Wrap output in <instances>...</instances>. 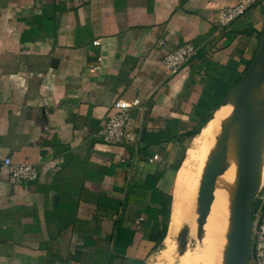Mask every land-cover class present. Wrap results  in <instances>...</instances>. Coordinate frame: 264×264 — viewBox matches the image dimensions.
<instances>
[{
  "label": "crops",
  "instance_id": "crops-1",
  "mask_svg": "<svg viewBox=\"0 0 264 264\" xmlns=\"http://www.w3.org/2000/svg\"><path fill=\"white\" fill-rule=\"evenodd\" d=\"M236 5L0 0V159L40 168L36 181L21 185L0 174V264H149L163 245L160 259L181 264L184 223L199 261L200 196L209 169L222 165L217 147L233 114L221 127L214 121L264 48V1L219 30L218 9ZM188 43L196 57L171 76L163 59ZM120 100L141 105L131 141L109 145L98 133ZM215 195L202 264H216L220 190ZM255 204L264 210V196ZM236 225L225 223L226 237L215 230L217 264L231 259Z\"/></svg>",
  "mask_w": 264,
  "mask_h": 264
},
{
  "label": "rangeland",
  "instance_id": "rangeland-1",
  "mask_svg": "<svg viewBox=\"0 0 264 264\" xmlns=\"http://www.w3.org/2000/svg\"><path fill=\"white\" fill-rule=\"evenodd\" d=\"M264 53V48L261 50L260 55ZM253 73H254V81H253V85L252 87L249 89L247 95L245 96V98L243 99L242 102H239L237 105H235L232 108V117L227 121L226 123V127L224 128V131L227 130L223 136V138L220 140V143L218 145V150H217V157H218V161L219 163H221L219 166V164L215 167H217V170L219 171V175H218V179H217V184H216V190L217 192H219L220 190V200L218 202V205L216 207V209L213 212V252L215 253V257L216 258V264H217V259L219 257V253H218V241L216 242L215 240V229L218 226L219 222H223V207H222V202L225 198L230 197L231 195L236 194L235 190H237L240 186H243V183L235 185L234 187V183L238 182V179L240 180V178H242V174H243V170L246 169L248 171H250V175L251 176L249 178V180L251 181H255L257 184L262 183L264 184V179H257V177L259 176V172H263V178H264V157L263 153H264V148L262 149V147H264V65L261 69L255 70L252 69ZM258 74H257V73ZM262 72V73H261ZM261 97V98H260ZM248 107H254L257 108L258 111L257 113H255L254 115H250L248 117L244 116V110ZM228 119V118H227ZM226 119V120H227ZM238 119L241 122L240 125H238ZM226 120H224L223 122H221V126L223 125L224 122H226ZM250 122V125H252L251 128H248L247 132H243L244 131V126H243V122ZM229 124H235L236 126L234 127V129H230L227 128V126ZM220 126V127H221ZM238 130V131H237ZM232 133L233 135H235L234 137H236V140L239 141H245L244 143L241 144H232V142L229 143H224L223 145H220L222 143V141H225L228 139V134ZM252 132V133H251ZM254 137L252 138L251 135ZM251 137V138H250ZM248 140V141H246ZM250 140V142H249ZM263 140V141H262ZM241 146V148H240ZM261 146V148H260ZM259 149H262L259 150ZM231 152V158L227 159L225 153ZM260 153V154H259ZM228 154V153H227ZM263 158V159H262ZM258 159V160H257ZM261 161V162H260ZM218 163V162H217ZM262 163V164H260ZM250 166H257L258 169L256 171L251 170L249 167ZM241 171V172H240ZM241 173V176H240ZM248 176V177H249ZM259 181V182H258ZM232 183V184H230ZM258 184V185H259ZM182 186L184 189H182L183 191L187 192L189 186L186 183H182ZM219 188V189H218ZM236 188V189H235ZM259 188V186H258ZM184 192V195L186 194ZM234 192V194H233ZM258 192V190H257ZM242 195V193L236 197H240ZM235 196V195H234ZM264 196V188L261 190V192L258 194V196L256 197V201H258V199L260 197ZM217 199V195H215L213 197V200L215 201ZM216 202V201H215ZM200 207L198 208V218L196 219V223L194 224L196 226L195 230H199L201 229L202 224L204 223L203 218H202V205H199ZM211 211L209 213V215L211 216L210 219H212V215H211ZM222 220H219V219ZM208 221L207 218L205 219V226H204V230H203V239H202V244L198 246V250H199V254H198V259L199 261H193L192 258L194 256V243L196 242L194 240V237H192V227L189 226V224L184 223L181 226V232L180 235L177 238V245H178V249H177V257L180 254H183L181 257V264H196V263H200L202 264L201 261V257H203L204 255V251H205V246H206V227L208 225ZM187 231L188 234L187 236L184 238H182L183 233ZM200 238L201 235L197 234ZM198 237V238H199ZM200 240V239H198ZM234 243H231L230 245L232 246ZM164 247V245L162 246V248ZM161 248V249H162ZM161 249H159L157 251V253H155V255L151 258V260L149 261V264H170V262H175V258L170 256H163L160 259V251ZM180 259V258H179Z\"/></svg>",
  "mask_w": 264,
  "mask_h": 264
},
{
  "label": "built area",
  "instance_id": "built-area-1",
  "mask_svg": "<svg viewBox=\"0 0 264 264\" xmlns=\"http://www.w3.org/2000/svg\"><path fill=\"white\" fill-rule=\"evenodd\" d=\"M264 0H237V5L231 8H219L217 25L220 31H226L231 25L240 20L250 9L259 5ZM100 41H95L94 45H99ZM198 49L192 44L183 45L163 59L162 64L171 76L179 74L196 57ZM102 59H98L97 65L92 66L91 73L100 70ZM139 100H120L114 104L116 111L107 122L105 127L99 131L98 139L109 145H126L132 139L130 130L132 113L140 107ZM155 156L150 162L158 161ZM7 171L9 181L12 185H21L36 181L40 176V168L33 165H18L13 163L11 158L0 159V174ZM253 263L264 264V210L259 207L254 213L253 222Z\"/></svg>",
  "mask_w": 264,
  "mask_h": 264
},
{
  "label": "water",
  "instance_id": "water-1",
  "mask_svg": "<svg viewBox=\"0 0 264 264\" xmlns=\"http://www.w3.org/2000/svg\"><path fill=\"white\" fill-rule=\"evenodd\" d=\"M263 65H264V53L258 55L252 61L247 72L252 69L255 70L261 69ZM224 101L222 102V104L224 103ZM218 175H219V171L217 170V167L214 166L211 169H209V172L205 179L204 188L200 196L203 221L206 219L207 213L210 211L213 203V195L215 192ZM249 178L250 177L247 176L244 179L245 184L242 189V195L238 207V223L236 225L237 234H236V238L234 239L232 256L228 264L253 263V252H254L253 222H254V213L256 206L255 203L257 196H254V189L251 185V181L249 180ZM187 234L188 232L185 231L182 235V238L183 237L185 238Z\"/></svg>",
  "mask_w": 264,
  "mask_h": 264
},
{
  "label": "bare ground",
  "instance_id": "bare-ground-1",
  "mask_svg": "<svg viewBox=\"0 0 264 264\" xmlns=\"http://www.w3.org/2000/svg\"><path fill=\"white\" fill-rule=\"evenodd\" d=\"M257 73V72H256ZM262 73V72H261ZM258 74V73H257ZM254 73H253V70H250L248 72V74L245 76L244 80L236 87L234 88L232 94L230 95L229 99L224 103V105L222 106L219 114H217V117H216V120L214 121L218 126H221V122H223L224 120H226L227 118L230 117L231 115V112H232V108L237 105L239 102H242L243 99L245 98V96L247 95L249 89L252 87L253 85V81H254ZM261 98V97H260ZM258 109L257 108H254V107H248L244 110V116L245 117H248V116H252L254 115L255 113H257ZM213 122V123H214ZM243 122V126H244V131L243 132H247L248 128H251L252 125H250V122H249V125H248V122ZM214 123V124H215ZM240 121L238 119V125H240ZM236 125L235 124H229L227 126V128H232L234 129ZM238 131V130H237ZM252 133V132H251ZM251 135V134H250ZM235 135H233L232 133L229 132L228 134V139L225 141H222V143L220 145H223L224 143H229V142H232V144H241V143H244L245 141H239V140H236L237 138L234 137ZM252 138H254L252 135H251ZM250 137V138H251ZM248 141V140H246ZM263 141V140H262ZM250 142V140H249ZM251 143V142H250ZM241 148V146H240ZM261 148V146H260ZM264 147H262L263 149ZM262 149H259L262 151ZM260 154V153H259ZM264 157V153H263V156ZM263 159V158H262ZM258 160V159H257ZM261 162V161H260ZM262 164V163H260ZM251 170L253 171H256L258 169L257 166H250L249 167ZM249 170V169H248ZM246 169L243 170V174H242V178H240V180L238 179V183L242 184L243 183V186H244V179L245 177L249 176L251 173L250 171H248ZM241 172V171H240ZM240 176H241V173H240ZM251 177V176H249ZM258 179V178H257ZM259 180V179H258ZM251 181V180H250ZM259 182V181H258ZM232 184V183H230ZM259 184V183H258ZM255 181H251V185L254 189V196L256 195L257 193V190H258V185ZM243 186H240L237 190H235L236 194H233L235 195H231L230 197L228 198H225L222 202V207H223V221L224 222H219L218 226L216 227V229L220 228L221 230H218V231H221V235L224 234V237H226L227 235V231L229 229H227V226L226 227H223L225 225L226 222L229 223V227L230 225H232V223H235L237 224L238 223V207H239V204H240V197H236L238 195H240L242 193V189H243ZM235 187V186H234ZM236 189V188H235ZM219 220H222L221 218ZM215 229V230H216ZM223 237V238H224ZM226 249V247H222L221 248V252H224L225 254H228V250H224Z\"/></svg>",
  "mask_w": 264,
  "mask_h": 264
},
{
  "label": "trees",
  "instance_id": "trees-1",
  "mask_svg": "<svg viewBox=\"0 0 264 264\" xmlns=\"http://www.w3.org/2000/svg\"><path fill=\"white\" fill-rule=\"evenodd\" d=\"M237 82H240V81H237ZM238 84V83H237Z\"/></svg>",
  "mask_w": 264,
  "mask_h": 264
}]
</instances>
